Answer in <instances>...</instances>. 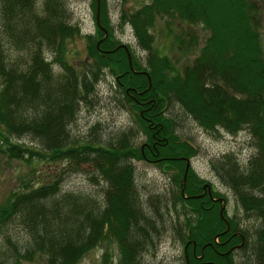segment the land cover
<instances>
[{
    "label": "trees",
    "instance_id": "16d2710c",
    "mask_svg": "<svg viewBox=\"0 0 264 264\" xmlns=\"http://www.w3.org/2000/svg\"><path fill=\"white\" fill-rule=\"evenodd\" d=\"M65 1L0 0V156L29 166L52 165L48 178L35 186L22 183V190L0 204V264L36 257L43 264H74L104 233L117 242L116 264H141V250L155 244L138 225L147 221L138 206L135 161L169 173L168 207L180 213L167 214V203L161 209L182 242L183 264H264V51L251 1L149 0L127 13L120 9L118 24L131 26L135 44L145 52L140 65L128 45L113 37L104 0H97V24L90 0L95 31L84 36L88 60L81 68L63 59L64 44L80 31ZM162 16L199 23L208 32L197 55L179 71L156 53L148 32ZM105 69L114 77L119 100L133 112V126L105 142L72 136L67 125L75 106L91 103L88 96ZM171 101L205 132L245 128L250 133L253 155L245 165L231 154L209 161L243 219L255 221L250 235L240 219L220 211L223 196L212 188L203 192L204 180L190 166L181 183L184 160L196 150L174 133L175 119L165 115ZM97 128L91 125L89 134ZM137 133L144 137L139 144ZM81 165L91 168L89 180L102 182L98 202L90 192L61 189L64 171ZM146 199L157 212L158 197ZM235 249L241 261L233 260Z\"/></svg>",
    "mask_w": 264,
    "mask_h": 264
},
{
    "label": "rangeland",
    "instance_id": "374dc122",
    "mask_svg": "<svg viewBox=\"0 0 264 264\" xmlns=\"http://www.w3.org/2000/svg\"><path fill=\"white\" fill-rule=\"evenodd\" d=\"M149 0H104L106 5V15L109 17V24L112 25L111 33L113 37L121 44L128 45L129 51L134 55L140 65H143L145 52L135 44L134 36L131 33V26L126 22L118 24L120 9L130 12L141 7L143 4H148ZM65 5L68 8V15L71 22L79 27L77 35H73L64 44L65 51L63 59L69 64L81 68V62L87 61V50L85 47V35H93V12L90 6V0H66ZM257 17V15H256ZM259 22V21H258ZM199 23L191 24L182 19L172 16L157 17L154 20V25L149 29L152 35V44L157 54L166 56L175 70L182 69L183 66L190 64L193 57L197 55L198 48L204 43V38L208 32L202 29ZM192 36V38H191ZM261 42V41H260ZM264 51V42L260 44ZM49 59V54H46ZM100 80L94 84V93L88 96L91 103L80 102L74 109L71 115V121L67 125V131L72 136L85 138L96 136L103 142L112 140L110 136L118 131L126 130L127 127H132L134 122L133 112L125 103H121L120 91L114 85V77L108 70H104L100 74ZM123 101V100H122ZM165 115L173 117L176 122L174 133L185 139L187 143L195 148L193 156L188 161V166L192 172L201 177L204 185L211 187L214 191L224 197L218 202L224 209L226 216L240 219L239 224L247 229V234L250 235L252 228L255 226L254 220L243 219V215L239 212L240 209L234 204V198L227 187L219 183L216 176L212 172L209 161L211 159L220 158L222 155L231 154L237 164L245 165L248 158L253 155V142L251 135L246 132L245 128L238 129L237 132L229 133L217 128L216 131H206L194 124L188 115H183L181 107L174 101L168 104V109ZM98 128L95 132L90 133L89 127L96 124ZM144 141V137L137 133L135 135V143L139 144ZM22 142L29 144L27 138H23ZM51 164L35 162L33 166L20 163L18 160L8 159L0 156V204L8 199L12 191L22 190V183L28 182L29 185L35 186L42 180L48 178V169ZM62 166L56 165V168ZM89 166L81 165L75 170L69 169L64 171L61 178L62 190L90 192L94 194L96 202L99 201V188L102 182L97 177L98 185L89 180V176L93 174ZM135 189L138 191V206L144 213L142 218L147 222L139 221L138 225L146 228L148 239L151 237L155 245L141 250L138 257V262L141 264H183L181 258V240L175 235L174 231L168 227L167 215H164L163 207L167 205V210L173 217L178 213L179 209L168 207V193L173 189V184L169 183L170 178L166 172L149 162L135 161L133 163ZM156 195L160 201L157 205V212H153L149 206L148 195ZM208 195V192H207ZM224 200V201H223ZM149 219L153 223V227L159 233L152 236V230L147 229ZM171 219V218H170ZM149 228V227H148ZM18 231V229L16 230ZM106 230L103 229L102 232ZM101 238L96 246L87 250L84 255L74 264H116V259L119 258L118 245L112 237L106 233ZM245 251V256L250 252ZM233 260L241 261L237 258L240 251L235 249ZM42 258L36 257L29 262H21V264H43ZM245 264V263H243Z\"/></svg>",
    "mask_w": 264,
    "mask_h": 264
},
{
    "label": "flooded vegetation",
    "instance_id": "af4514ba",
    "mask_svg": "<svg viewBox=\"0 0 264 264\" xmlns=\"http://www.w3.org/2000/svg\"><path fill=\"white\" fill-rule=\"evenodd\" d=\"M250 1H251L250 6H252V8L255 9L259 21V23L257 24V28L259 30L258 39H260L261 43H263L264 42V0H250ZM205 187L206 188H204L203 192H205L207 195V192L209 193L211 187L208 186L207 188L206 185Z\"/></svg>",
    "mask_w": 264,
    "mask_h": 264
},
{
    "label": "water",
    "instance_id": "95a60500",
    "mask_svg": "<svg viewBox=\"0 0 264 264\" xmlns=\"http://www.w3.org/2000/svg\"><path fill=\"white\" fill-rule=\"evenodd\" d=\"M95 5H96V11H95V13H94V16L96 17V21H95V23L97 24V20H98V16H97V10H98L97 0H95ZM104 35H105V34H104V32H103V37H105ZM127 63H128V62H127ZM188 161H189L188 159H185V160H184V166H185V167H184V172H182V175H181V177H182L181 183L184 182V178H185V177H184V173L187 171V168H188ZM181 192H182V190H181ZM181 192H180V193H181ZM194 197H197V196H194ZM221 210H222V207H220V211H221ZM220 211L218 212L219 215H221V214H220V213H221Z\"/></svg>",
    "mask_w": 264,
    "mask_h": 264
}]
</instances>
